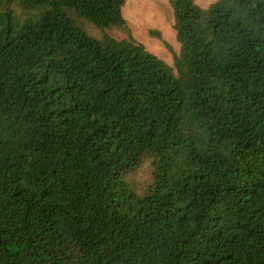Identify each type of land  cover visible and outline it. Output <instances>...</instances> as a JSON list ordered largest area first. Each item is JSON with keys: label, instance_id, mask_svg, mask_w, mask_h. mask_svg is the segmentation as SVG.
<instances>
[{"label": "trees", "instance_id": "obj_1", "mask_svg": "<svg viewBox=\"0 0 264 264\" xmlns=\"http://www.w3.org/2000/svg\"><path fill=\"white\" fill-rule=\"evenodd\" d=\"M126 2L0 0V264H264V0Z\"/></svg>", "mask_w": 264, "mask_h": 264}, {"label": "rangeland", "instance_id": "obj_2", "mask_svg": "<svg viewBox=\"0 0 264 264\" xmlns=\"http://www.w3.org/2000/svg\"><path fill=\"white\" fill-rule=\"evenodd\" d=\"M207 8L217 0H195ZM124 15L137 39L149 50L169 64H173L174 52L180 49L175 29V18L171 0H127ZM159 33L157 36L155 33ZM117 36H124L122 30H115Z\"/></svg>", "mask_w": 264, "mask_h": 264}]
</instances>
